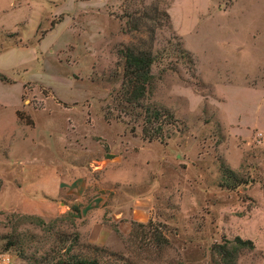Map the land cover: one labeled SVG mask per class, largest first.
<instances>
[{
	"label": "rangeland",
	"instance_id": "374dc122",
	"mask_svg": "<svg viewBox=\"0 0 264 264\" xmlns=\"http://www.w3.org/2000/svg\"><path fill=\"white\" fill-rule=\"evenodd\" d=\"M155 7L162 143L118 95L121 52L150 44L126 14ZM0 74V264H221L235 238L264 264V0H0Z\"/></svg>",
	"mask_w": 264,
	"mask_h": 264
},
{
	"label": "trees",
	"instance_id": "16d2710c",
	"mask_svg": "<svg viewBox=\"0 0 264 264\" xmlns=\"http://www.w3.org/2000/svg\"><path fill=\"white\" fill-rule=\"evenodd\" d=\"M126 28L128 33L138 32L143 27H147L149 35V47H126L121 52L123 59V73L120 91L118 92L121 104L125 107L128 118L139 123L141 130V138L147 142H165L169 139L168 136L171 128L175 126L174 116L167 110H162L146 103L147 97L151 92L154 76L152 69L155 63L153 54V45L155 43V32L161 27L170 25V17L167 13V8L160 9L159 7L145 10L141 8L138 11L126 14ZM151 25V26H147ZM0 83L11 84V80L0 74ZM107 121L111 120L105 115ZM165 134H167L165 136ZM221 172L227 178V183L232 179L233 183L226 184L228 189H236L241 185L240 181L234 179V173L224 164L221 165ZM153 228V224L148 222L144 224H132V234L136 237H143L145 232L142 230ZM151 233L146 232V234ZM145 234V235H146ZM152 243L158 248L167 245V239L162 233L151 234ZM146 237V236H144ZM75 244L78 238L74 240ZM150 242V240H149ZM254 248L251 241L235 238L232 241L224 240L221 244H216L213 247L214 253L220 258L221 264H237L239 256L244 251H251ZM69 250H66V253ZM105 253V251H103ZM66 264H103L97 260H90L83 257L70 256Z\"/></svg>",
	"mask_w": 264,
	"mask_h": 264
},
{
	"label": "built area",
	"instance_id": "2783aa9c",
	"mask_svg": "<svg viewBox=\"0 0 264 264\" xmlns=\"http://www.w3.org/2000/svg\"><path fill=\"white\" fill-rule=\"evenodd\" d=\"M257 139H258L259 142H264V137H263L262 134H259V135L257 136Z\"/></svg>",
	"mask_w": 264,
	"mask_h": 264
}]
</instances>
